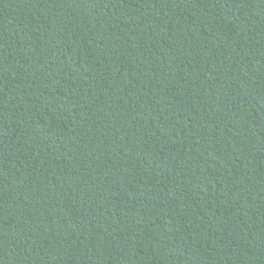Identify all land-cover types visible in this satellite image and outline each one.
<instances>
[{
    "label": "trees",
    "instance_id": "16d2710c",
    "mask_svg": "<svg viewBox=\"0 0 264 264\" xmlns=\"http://www.w3.org/2000/svg\"><path fill=\"white\" fill-rule=\"evenodd\" d=\"M0 264H264V0H0Z\"/></svg>",
    "mask_w": 264,
    "mask_h": 264
}]
</instances>
